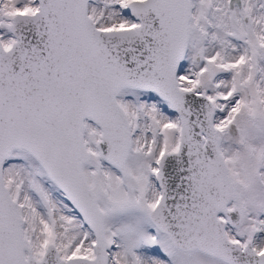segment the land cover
<instances>
[{"label": "snow or ice", "instance_id": "6c2138e0", "mask_svg": "<svg viewBox=\"0 0 264 264\" xmlns=\"http://www.w3.org/2000/svg\"><path fill=\"white\" fill-rule=\"evenodd\" d=\"M0 264H264V0H0Z\"/></svg>", "mask_w": 264, "mask_h": 264}]
</instances>
